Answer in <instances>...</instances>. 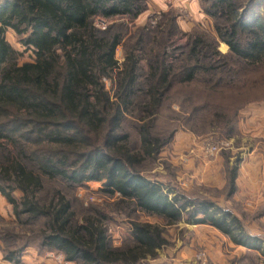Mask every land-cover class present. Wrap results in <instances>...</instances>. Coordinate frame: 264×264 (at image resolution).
<instances>
[{"label":"trees","instance_id":"1","mask_svg":"<svg viewBox=\"0 0 264 264\" xmlns=\"http://www.w3.org/2000/svg\"><path fill=\"white\" fill-rule=\"evenodd\" d=\"M199 2L215 37L190 33L177 53L168 49L173 18L167 30L157 24L130 34L120 24L93 25L97 18L135 20L146 0L0 1V194L26 231L1 237L5 261L20 264L33 241L73 264H141L169 244L165 233L181 220L208 224L236 245L260 249L230 212L144 175L179 128L197 136L210 128L230 138L239 111L251 102L248 94L264 87V20L256 1ZM7 30L32 52V61L19 63ZM161 121L170 127L162 130ZM235 176L232 169L230 194ZM88 182H102L99 192L116 196L120 209L158 221H131L127 241L114 245L105 215L87 209L78 217L51 186L71 190Z\"/></svg>","mask_w":264,"mask_h":264},{"label":"rangeland","instance_id":"2","mask_svg":"<svg viewBox=\"0 0 264 264\" xmlns=\"http://www.w3.org/2000/svg\"><path fill=\"white\" fill-rule=\"evenodd\" d=\"M237 1L244 5L247 0ZM254 1H256L257 12L264 20V0ZM172 18L174 19L176 33L169 40V51L176 50L179 53V51L185 49L187 46V35L190 33L199 32L215 37L212 26L213 21L203 13L199 0H146V9L135 20L131 21L125 18L99 20L97 18L94 20L93 25L97 29L103 30L111 25L120 24L125 33L130 34L137 28L143 26L153 28L157 24L160 25L161 29L167 30L170 24L169 20ZM5 40L19 54V63L32 61V52L21 46L18 37L13 31L7 30L5 32ZM219 50L222 53H226L227 47L221 43ZM122 52V45H119L115 51V60L118 64L122 61ZM141 66L143 69L145 68L144 65ZM105 88L111 93L112 85L110 86L107 82ZM247 97L251 102L245 103L239 111L238 120L234 126V133L230 138H223L218 133L212 132L210 128L205 129V133L201 135L193 134L197 137L200 153L202 152V145H218L219 152L215 156H204L203 153H201V156L206 162L213 161L220 156L224 159L223 167L225 172L223 176L225 183L223 186H220L219 178H211L207 183H204L205 185H190L189 182H186L192 175L189 173L192 172H187V169L182 167L181 160L179 161L178 159L173 162L172 158L174 155L172 152L175 153L173 151L174 137L177 132L183 131L181 128L177 129L170 144L162 150L154 163L151 166L149 165V171L144 175L151 180H158L186 196L199 199L205 198L223 209L232 207L234 210L241 211L242 215H239L241 220H239L247 229L246 232L255 233V235L263 239V219H260L263 214V204H259L252 211L245 212L236 205V201H233L232 196L229 195L228 187L229 172L232 169H237L245 152L255 149L262 153V147H264V87L253 94H248ZM172 109L178 111V107L175 105L172 106ZM167 121L160 122L159 127L162 130L170 127L171 124ZM240 123L244 130L240 131L237 129V125ZM129 134L130 143L136 145L138 141L136 132L131 128L129 129ZM223 143H226V145ZM177 155L181 158L179 154ZM51 186L66 195L78 217H81L84 210L87 209H96L105 215L107 217L109 238L111 241L112 239H116V241L118 239L119 241V243L115 242V244L120 245L123 241H127L131 221L147 222L149 220L151 222L152 219L156 220L137 212L130 214L126 209L117 207L116 196L108 197L99 192L102 182H88L85 186L75 187L71 190H66L62 184L58 183ZM198 192L200 193L198 194ZM13 194L15 198L20 197V193L17 191ZM254 219L258 222L252 221ZM151 223L155 222L152 221ZM247 226L254 229H249ZM19 228L15 223L11 206L0 194V264H11L4 260L3 250L5 242L1 240V237L8 233L22 234L23 231L26 232L24 229H22L23 231L19 230ZM165 234H168V230ZM13 243L19 244V242ZM30 243L32 244L28 245L20 256V264L70 263L66 262L60 253L38 248L36 242L33 241ZM221 249L222 255H219L220 248H217L216 253H214L206 245L188 244L185 247L183 245H175L173 242L169 243L168 247L160 250L155 259H146L141 264H264L263 258L258 254L248 253L239 248H228L227 246H221ZM58 259H60V263Z\"/></svg>","mask_w":264,"mask_h":264},{"label":"crops","instance_id":"3","mask_svg":"<svg viewBox=\"0 0 264 264\" xmlns=\"http://www.w3.org/2000/svg\"><path fill=\"white\" fill-rule=\"evenodd\" d=\"M237 129L240 131L244 130L242 129L241 123L237 125ZM262 149V153H259L255 149L245 152V155L239 162L238 167L235 166L237 167L236 176L234 179L236 190H234L232 194H229L232 196L233 201L237 202L236 205L245 212L252 211L259 204H263V214L262 218H260L263 219V239H261L258 235H255V233L253 234L247 232L249 235L257 237L260 243L259 250H251L244 246L234 244L228 237L208 224H193L184 220H181L177 225L167 229L168 234H165L167 241L169 243L174 242L175 245H183L185 247L188 244L206 245L214 253H216L217 248H220L219 255H222L221 246H227L228 248H239L248 253L260 255L264 261V147H262ZM173 151L181 156V158H179L177 154L172 152V154H174L172 156L173 162L178 159L179 161L181 160L180 162L182 163V167L187 169V172H192L189 173L192 175L186 181L189 182L190 185H201L205 182L207 183L211 178H219L220 186L224 185V159L220 156L210 162L204 161L198 147L197 137L192 133L184 130L177 132L174 137ZM199 193L200 192H198V194ZM223 210L230 212L232 216H235L238 219H240L239 215H242L241 211L234 210L232 207L228 209L225 208ZM152 221L156 223V220L152 219L151 222ZM252 221L256 220L254 219ZM147 222L151 223L149 220H147ZM243 227L245 230H247L245 226ZM248 228L254 229L251 227ZM168 246L169 244L164 248ZM162 249L156 250V255Z\"/></svg>","mask_w":264,"mask_h":264},{"label":"built area","instance_id":"4","mask_svg":"<svg viewBox=\"0 0 264 264\" xmlns=\"http://www.w3.org/2000/svg\"><path fill=\"white\" fill-rule=\"evenodd\" d=\"M99 20H98V22H99ZM103 81H104L105 85L107 84V82L110 84V82L108 80L104 79ZM223 144L226 145V143H223ZM201 150H202L201 153H203L204 156H209V157L215 156L219 152L218 145H211V144L202 145ZM115 242L119 243L118 239H117V241H116V239H112V243L114 245H119V244H115ZM58 262L60 263V259H58ZM67 264H73V263H67Z\"/></svg>","mask_w":264,"mask_h":264}]
</instances>
